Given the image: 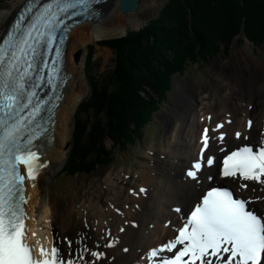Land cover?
I'll list each match as a JSON object with an SVG mask.
<instances>
[{
	"label": "bare ground",
	"instance_id": "obj_1",
	"mask_svg": "<svg viewBox=\"0 0 264 264\" xmlns=\"http://www.w3.org/2000/svg\"><path fill=\"white\" fill-rule=\"evenodd\" d=\"M24 1L19 0L0 15V32L8 26ZM165 1L144 0L137 11L122 12L118 7L119 0H109L103 4L107 5V10L101 20H86L69 32L65 69L70 79L56 113L54 139L41 141V148L36 149L46 162L37 185L30 187L26 184L29 198L25 203L27 242L35 246L39 257L50 255L54 244L57 253L69 264H153L159 251L166 253L170 249L177 229L186 221L206 187L224 181L220 176L224 154L248 142L264 145V109L261 111L258 105L257 112L248 106L240 107V101L234 103L236 94L246 92L250 84L255 97H264V87L260 88L255 81L264 76V62L255 64L244 48L237 47L231 62L242 63L243 71L237 73L245 84H235L232 87L235 95L224 96L227 110L214 109L209 113L205 110L208 102H202L193 112L195 115L191 114L177 131L168 132L166 156L179 162L174 171L162 174L159 161L145 157L142 172L138 173L144 180L137 189L128 190L127 205L116 202L115 196L109 195L95 203L78 204L73 202L71 193L54 199L42 191V177L47 176L54 163L64 157L74 112L89 92L85 70L89 44L122 35L131 25H141L143 19L155 14ZM78 52H81L79 59L76 57ZM184 87L189 95H195V89L189 85L180 84L179 89ZM187 93L180 101L176 96L173 104L176 110L184 111L188 106ZM164 120L171 123L174 118L169 113ZM188 124L192 125L191 128L186 127ZM205 143H209L207 150L202 148ZM185 159L188 164L183 162ZM124 174L129 173L125 171ZM238 180H233L235 185ZM250 182L249 187L241 192L264 216V176L257 175ZM105 184L108 188L117 186L112 172ZM149 204L159 209L158 219L152 222L144 212ZM81 217H84L85 226L75 232L73 222Z\"/></svg>",
	"mask_w": 264,
	"mask_h": 264
},
{
	"label": "trees",
	"instance_id": "obj_2",
	"mask_svg": "<svg viewBox=\"0 0 264 264\" xmlns=\"http://www.w3.org/2000/svg\"><path fill=\"white\" fill-rule=\"evenodd\" d=\"M241 31L256 43L264 41V0H173L146 29L101 41L116 53L114 67L100 82L90 80L93 92L86 111L93 112L94 121L88 114L75 134L77 148L66 174L88 175L98 165L112 163L115 152L102 148V136H110L119 148L133 144L171 94L175 74L186 71L197 55L218 53Z\"/></svg>",
	"mask_w": 264,
	"mask_h": 264
},
{
	"label": "rangeland",
	"instance_id": "obj_3",
	"mask_svg": "<svg viewBox=\"0 0 264 264\" xmlns=\"http://www.w3.org/2000/svg\"><path fill=\"white\" fill-rule=\"evenodd\" d=\"M18 1L19 0H0V15L11 9ZM143 1L144 0H141V3ZM171 1L173 0H166L159 10L155 12V14L152 13L151 15L145 17L139 26L131 25L124 34L98 40L95 43L89 44L85 64L88 79L86 80V83L89 88V92L76 107V113L74 112L71 121L70 138L65 146L64 157L54 163V166L51 168L50 173L47 176L42 177V180L44 181V183H42V191H44V193L49 197L55 199L58 196H66L71 193L74 198L73 202L78 204L85 202L88 204L101 201L109 195L111 197L115 196L114 200H116V202L122 203L123 205L129 204L128 190L137 189L144 180V178L139 176L138 173L142 172L145 157H153L157 159L161 165L160 170L162 174H167L171 170L174 171L177 167V163L179 162L172 159L173 157L171 156H166L169 143L168 132L171 130L177 131L181 124L187 122L190 115L196 112L198 106L202 102H208V105L205 106V110L209 113L227 110L228 107L223 102L224 96L227 94L235 95L234 90H232V87L235 84L240 82H242L243 85L245 84V81H241V75L238 74L243 71L242 63L231 62L235 48H244L247 55L250 56L255 64L264 62V41L261 43L252 41L246 36L244 31H241L240 34L235 36L231 42L221 44L220 51L218 53L213 54L208 58L197 55L195 61H189L186 71L175 74L174 88L171 94L167 99L162 100L161 110L159 109L156 114L154 113V122L152 124H148V127H146L142 135H137L135 137V142L133 144L124 148L116 147V141L111 139L110 136L104 134L102 136V148L115 152L113 162L106 166L102 164L98 165L96 170L88 175L77 173L76 175L70 176L66 174L65 168L67 161L71 156L72 150L74 151L77 148L75 143V134H78L79 128L83 127L81 125H83L85 120H87L88 114L91 121H94L95 115L93 112L86 111L93 92L90 80L94 79L95 81L100 82L114 67L116 53L108 46L103 45L101 41L127 37L131 33L133 34L146 29L152 21L162 18V15ZM79 50L80 49L77 51ZM92 53L93 60H91ZM73 58L75 61L74 64L76 65L77 62L75 57L73 56ZM247 74H249V76L251 75L250 72ZM255 81L260 88L264 87V76L256 78ZM180 84H184L186 86L189 85L194 88L195 95H189L186 92L185 87L180 90ZM149 91L153 95L154 99H158L156 93L151 90ZM184 93H187L186 99H189L188 106L184 111L180 109L176 110V106L173 105L175 104L176 96H178L177 99L180 101V99L184 96ZM141 94L146 97L148 96L144 92ZM236 96L237 99L234 103L237 104L236 102L240 101L242 103L240 107L245 108L248 106V109H252L257 112H259L256 109L258 105L259 107L257 108H262L261 111L264 109V97H255L252 92L251 84L246 92L236 94ZM169 113L174 118V121L171 123H167L164 120V116ZM100 118L103 120L102 116H100ZM85 125L87 127V124ZM191 126V124L186 125L187 128H191ZM88 128L92 129L91 124L88 125ZM184 143H186L185 140ZM187 161L188 160L186 159L183 160V162L188 164ZM125 171L129 174H124ZM110 172L114 174V179H116L117 182V186L115 188H108L105 184V180L109 178ZM158 211L159 209L157 206L150 205V207L148 206L144 212L148 219L151 218L150 222H152L153 220L158 219ZM84 224V217L74 220V231L76 232L79 228H82L83 230L85 226ZM108 229L109 227H106V230Z\"/></svg>",
	"mask_w": 264,
	"mask_h": 264
},
{
	"label": "water",
	"instance_id": "obj_4",
	"mask_svg": "<svg viewBox=\"0 0 264 264\" xmlns=\"http://www.w3.org/2000/svg\"><path fill=\"white\" fill-rule=\"evenodd\" d=\"M141 0H119L118 7L122 12H133L139 9ZM99 8L106 10L107 5L99 6ZM77 59L81 57V52L76 54Z\"/></svg>",
	"mask_w": 264,
	"mask_h": 264
}]
</instances>
